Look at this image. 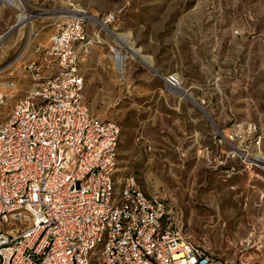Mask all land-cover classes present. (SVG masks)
<instances>
[{
  "label": "rangeland",
  "instance_id": "1",
  "mask_svg": "<svg viewBox=\"0 0 264 264\" xmlns=\"http://www.w3.org/2000/svg\"><path fill=\"white\" fill-rule=\"evenodd\" d=\"M20 7L0 0V93L15 85L1 100L0 124L31 86L26 66L49 46L56 24L113 15L105 25L151 61L99 25L98 42L80 55L85 104L120 127L116 179L133 176L169 206L185 238L228 264H264V163L256 161H264V0H20ZM21 13L28 21L18 24ZM116 53L125 56L121 65ZM249 124L256 133L235 131Z\"/></svg>",
  "mask_w": 264,
  "mask_h": 264
},
{
  "label": "built area",
  "instance_id": "2",
  "mask_svg": "<svg viewBox=\"0 0 264 264\" xmlns=\"http://www.w3.org/2000/svg\"><path fill=\"white\" fill-rule=\"evenodd\" d=\"M113 19L56 24L26 66L32 84L0 124V264H228L185 238L133 176L116 179L120 127L90 113L79 70L94 28Z\"/></svg>",
  "mask_w": 264,
  "mask_h": 264
},
{
  "label": "bare ground",
  "instance_id": "3",
  "mask_svg": "<svg viewBox=\"0 0 264 264\" xmlns=\"http://www.w3.org/2000/svg\"><path fill=\"white\" fill-rule=\"evenodd\" d=\"M4 2H6V4H8L9 6L15 8V9H20V0H3ZM76 12H78L79 14L80 13H84L82 12L81 10H76ZM82 15V14H81ZM92 20H94L95 22L98 23L97 19L93 16H90L88 15ZM25 21H28V17L24 14V13H21V14H18L17 15V22L18 24H22L24 23ZM100 26L102 27V29L116 42V43H124V47L125 49L131 54L133 55L134 57H136L137 59H139L140 61H142L144 64H146L148 67L151 66V61L149 58H146V57H142L139 55V51L138 50H135L131 47V45L128 44V37L126 35H123V34H118V33H115L114 31H111L107 25L105 24H100ZM2 39L0 38V45L2 43ZM116 57L118 58L119 60V64L121 65V63L124 61L125 59V56H121L119 53H116ZM118 64V65H119ZM119 69L121 70V66L119 67ZM177 80L176 83H168L169 86H171V88H173L175 91H177L178 93H180L182 96H185V91L180 87V84L178 82V78L176 76H174ZM3 98V94L0 93V103H1V100ZM256 161L260 164L264 163V161L260 158L256 159Z\"/></svg>",
  "mask_w": 264,
  "mask_h": 264
}]
</instances>
